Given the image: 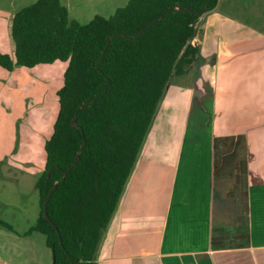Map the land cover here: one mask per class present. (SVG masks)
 <instances>
[{
    "label": "crops",
    "instance_id": "obj_1",
    "mask_svg": "<svg viewBox=\"0 0 264 264\" xmlns=\"http://www.w3.org/2000/svg\"><path fill=\"white\" fill-rule=\"evenodd\" d=\"M200 27L194 83L166 90L97 264H264V0H220Z\"/></svg>",
    "mask_w": 264,
    "mask_h": 264
},
{
    "label": "trees",
    "instance_id": "obj_2",
    "mask_svg": "<svg viewBox=\"0 0 264 264\" xmlns=\"http://www.w3.org/2000/svg\"><path fill=\"white\" fill-rule=\"evenodd\" d=\"M216 2L129 0L109 17L80 22L62 0H35L13 15L14 55L0 53V67L67 63L35 181L38 214L23 233L45 236L52 264H97L96 247L159 104L171 79L200 58L189 38ZM48 193L47 213L59 236L43 214Z\"/></svg>",
    "mask_w": 264,
    "mask_h": 264
},
{
    "label": "rangeland",
    "instance_id": "obj_3",
    "mask_svg": "<svg viewBox=\"0 0 264 264\" xmlns=\"http://www.w3.org/2000/svg\"><path fill=\"white\" fill-rule=\"evenodd\" d=\"M34 1L0 0V53L13 57L12 17ZM62 1L71 18L86 22L95 15L109 17L129 0ZM199 29L201 33L203 28ZM196 37L192 41L200 51ZM200 59L201 54L186 74L171 79L169 95L175 87L193 85ZM66 67L67 63L62 61L32 68L15 66L11 71L0 67V221L12 228L0 225V264H34L35 259L52 264L51 250L43 234L33 231L26 238L17 233L24 235L38 214L35 180L45 166L44 145L58 113L57 91L63 85Z\"/></svg>",
    "mask_w": 264,
    "mask_h": 264
},
{
    "label": "water",
    "instance_id": "obj_4",
    "mask_svg": "<svg viewBox=\"0 0 264 264\" xmlns=\"http://www.w3.org/2000/svg\"><path fill=\"white\" fill-rule=\"evenodd\" d=\"M219 2H220V0H217L216 5H215L214 8H213L214 10L217 9ZM206 12H208V11H206ZM206 12H205V13H206ZM157 20H158V18L155 19L154 21L148 23L147 26L151 25L153 22H155V21H157ZM142 31H143V29L141 30V32H142ZM197 32H198V29H196V30L193 32V34H192V35L190 36V38H189V41H191V40L196 36ZM189 41H188V42H189ZM188 42L186 43V45L188 44ZM186 45H185V46H186ZM184 48H185V47H184ZM184 48H183V50H184ZM73 120H74V118H73ZM73 120H72V122H73ZM73 124L76 125V123H73ZM73 165H74V164H72L71 166H69L68 169H67V171H69L70 168H71ZM54 187H55V185H54ZM50 195H51V193H48L47 196H46L45 199H44V202H43V214H44V217L46 218V220H48V221L50 222V224L55 228V230H56V232H57V235L59 236V231H58L57 227H56V226L50 221V218H49L48 213H47V203H48V200H49ZM98 244H99V243H98ZM96 248H97V247H96Z\"/></svg>",
    "mask_w": 264,
    "mask_h": 264
}]
</instances>
